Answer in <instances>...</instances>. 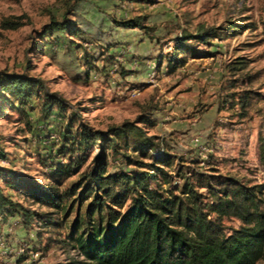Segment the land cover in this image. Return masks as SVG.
Returning a JSON list of instances; mask_svg holds the SVG:
<instances>
[{"label":"rangeland","instance_id":"obj_1","mask_svg":"<svg viewBox=\"0 0 264 264\" xmlns=\"http://www.w3.org/2000/svg\"><path fill=\"white\" fill-rule=\"evenodd\" d=\"M139 17L146 30L122 24ZM17 18L22 27H3ZM65 19L70 30L46 34ZM200 28L204 42H190L191 49L208 55L177 53L179 39L198 40ZM7 75L37 80L42 89L25 108L0 98V187L36 214L28 226L20 214L0 217V264H96L70 238L76 211L59 213L8 185L33 191L55 183V168L69 163L71 118L74 132L78 123L105 132L148 119L139 126L175 157L166 169L172 175L183 163L263 187L264 195V0H0V77ZM45 94L66 110L45 115ZM99 154L96 146L80 173ZM108 155L111 173L138 175L145 168L137 160L153 163L133 151ZM80 173L63 180V190Z\"/></svg>","mask_w":264,"mask_h":264},{"label":"trees","instance_id":"obj_2","mask_svg":"<svg viewBox=\"0 0 264 264\" xmlns=\"http://www.w3.org/2000/svg\"><path fill=\"white\" fill-rule=\"evenodd\" d=\"M54 24L46 34L70 30L68 19ZM122 24L146 30L141 17ZM22 26L18 18L17 22L3 23L8 30ZM202 30H198L201 34L195 41L185 33L179 39L182 45L177 53L185 48L193 52L194 58L208 55L191 49L194 45L190 42H204ZM208 36L211 37L210 33ZM41 89V83L34 79L19 75L0 77V98L9 101L12 97L23 108L34 97H41ZM42 102L45 115L55 107L66 110L64 101L57 96L45 94ZM143 119L109 127L105 132L78 123L74 132L75 121L71 118L64 133L70 140L69 163L55 168L52 178L55 183L33 191H25L20 183L8 185L59 213L67 215L76 211L70 238L80 253L96 264H258L263 261V187L249 186L230 177H208L190 171L183 163L176 175H172L166 169L173 167L175 157L167 155L161 144L139 126ZM154 126L151 124L150 128ZM96 146L100 154L90 169L80 173ZM109 151L115 157L122 151H133L150 157L153 163L137 160L136 165L145 168L138 175L122 170L111 173ZM122 157L129 159L127 155ZM0 158H5L1 149ZM3 172L0 169V176ZM79 173L80 178L63 190V180ZM176 177L181 185L175 182ZM157 183L159 188L153 186ZM164 185L169 188L164 189ZM18 214L27 226L36 217L0 187V217ZM225 220H237L240 226L228 228Z\"/></svg>","mask_w":264,"mask_h":264}]
</instances>
